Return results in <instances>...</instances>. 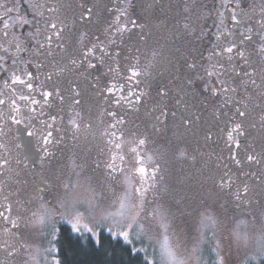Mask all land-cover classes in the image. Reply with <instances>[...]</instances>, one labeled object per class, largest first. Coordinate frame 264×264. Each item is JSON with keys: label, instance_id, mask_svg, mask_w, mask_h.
Here are the masks:
<instances>
[{"label": "snow or ice", "instance_id": "obj_1", "mask_svg": "<svg viewBox=\"0 0 264 264\" xmlns=\"http://www.w3.org/2000/svg\"><path fill=\"white\" fill-rule=\"evenodd\" d=\"M0 264H264V0H0Z\"/></svg>", "mask_w": 264, "mask_h": 264}]
</instances>
